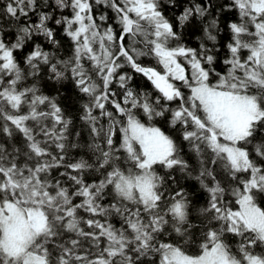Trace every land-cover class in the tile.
Returning a JSON list of instances; mask_svg holds the SVG:
<instances>
[{"label":"snow or ice","instance_id":"6c2138e0","mask_svg":"<svg viewBox=\"0 0 264 264\" xmlns=\"http://www.w3.org/2000/svg\"><path fill=\"white\" fill-rule=\"evenodd\" d=\"M0 264H264V0H0Z\"/></svg>","mask_w":264,"mask_h":264},{"label":"trees","instance_id":"16d2710c","mask_svg":"<svg viewBox=\"0 0 264 264\" xmlns=\"http://www.w3.org/2000/svg\"><path fill=\"white\" fill-rule=\"evenodd\" d=\"M138 79L140 80V82H142V83H144V84H147V82H146V81H143L142 78H138ZM148 87H149V89H150V88H151V85L149 84Z\"/></svg>","mask_w":264,"mask_h":264}]
</instances>
